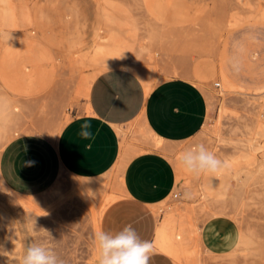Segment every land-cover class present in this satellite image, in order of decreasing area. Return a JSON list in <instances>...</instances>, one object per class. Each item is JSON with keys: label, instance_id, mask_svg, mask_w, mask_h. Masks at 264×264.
<instances>
[{"label": "rangeland", "instance_id": "rangeland-1", "mask_svg": "<svg viewBox=\"0 0 264 264\" xmlns=\"http://www.w3.org/2000/svg\"><path fill=\"white\" fill-rule=\"evenodd\" d=\"M16 1L29 15V31L9 38L0 33V97L20 101L13 136L33 132L56 137L73 114L89 107L94 111L101 100L106 108L131 114L143 105L142 79L148 73L155 84L184 76L207 96L209 113L201 131L185 141H156L136 117L125 130L124 159L160 151L179 173V154L204 144L225 166L215 174H177L176 188L158 207L129 199L121 186L120 164L91 179L97 182L91 194L76 189L81 179L66 171L38 195L0 190V264H20L32 242L53 249L63 264H97L95 233H115L126 225L153 243L149 264H214L218 257L202 247L199 229L212 207L224 209L222 215L233 216L244 228L241 232L254 239L240 247V261L234 264H264V135L254 133L264 113V0ZM7 48L14 51V61L31 69L37 65L42 82L31 88L15 83L13 68L2 66ZM116 53L130 68L111 65ZM222 73L234 88L224 87ZM4 144L0 140V151ZM248 172L253 177L241 186ZM208 188L223 193L221 200L206 195ZM19 199L32 204L22 228L8 210ZM236 200L244 206L235 205ZM165 217L185 254L172 257L155 244L154 226Z\"/></svg>", "mask_w": 264, "mask_h": 264}, {"label": "crops", "instance_id": "crops-1", "mask_svg": "<svg viewBox=\"0 0 264 264\" xmlns=\"http://www.w3.org/2000/svg\"><path fill=\"white\" fill-rule=\"evenodd\" d=\"M144 94L140 110L131 114L119 112L116 107L106 108L101 100L94 111L89 107L88 112L73 114L56 137L33 132L14 135L0 151L3 185L19 196L29 197L51 188L61 171L85 179L108 173L126 160L123 138L128 121L136 117L146 130L168 142L188 140L204 126L209 113L208 100L192 78H166L150 91L144 84ZM85 120L92 125L94 140L79 136ZM88 143L92 144L91 150L85 148ZM126 161L121 186L129 199L142 205L161 206L177 186V173L170 159L160 151H147ZM154 234L155 244L173 257L165 249L176 245L169 218L155 224ZM240 241L241 229L228 215L217 213L200 226L202 247L218 257L214 264L239 262L238 249L244 246ZM253 242L252 238L248 244Z\"/></svg>", "mask_w": 264, "mask_h": 264}, {"label": "bare ground", "instance_id": "bare-ground-1", "mask_svg": "<svg viewBox=\"0 0 264 264\" xmlns=\"http://www.w3.org/2000/svg\"><path fill=\"white\" fill-rule=\"evenodd\" d=\"M151 9V8H150ZM31 12V11H30ZM232 21V20H231ZM29 25H30V21H29V15L28 13L24 10V8L22 6H20L18 4V2L16 0H0V33L2 34V36H4L3 38H9V37H16L18 34L22 33V32H26L29 31ZM157 46V45H156ZM14 48V47H13ZM8 49V48H7ZM5 49V54L3 56V65L5 69L9 68L8 66H11V68H13V81H19L20 84H25L27 87L30 86V88L35 84H39V82L42 80V76L40 75L41 73L37 72L35 69L37 65H33V69L29 68V64L27 65V63L25 62H21L18 63L16 61H14V51L12 50V48H9L8 50ZM17 49V48H16ZM113 52H117V50H112ZM4 53V52H3ZM19 55V54H18ZM42 55V54H41ZM51 56V55H50ZM115 56H117L114 60V62L111 64L112 66L115 67H125V68H130L129 66H127L126 64H123L120 60V57L117 55V53L115 54ZM44 57V55L42 56ZM41 58V56H40ZM46 59V57H44ZM25 60V59H24ZM36 60V59H35ZM42 60V58H41ZM34 61V60H33ZM38 61V60H36ZM112 61V60H111ZM124 61V60H123ZM1 62V61H0ZM134 62V61H133ZM30 63V62H28ZM32 63V62H31ZM30 63V64H31ZM34 63V62H33ZM36 63V62H35ZM136 63V62H135ZM39 67V66H38ZM140 67V66H138ZM141 68V67H140ZM139 68V70H140ZM2 69V68H1ZM0 69V70H1ZM142 69V68H141ZM11 70V69H10ZM11 70V71H12ZM38 70V69H37ZM43 70V69H42ZM41 70V71H42ZM57 70V69H56ZM55 70V71H56ZM39 71V70H38ZM8 72V71H7ZM142 72V70L140 71V73ZM2 73V72H1ZM43 73V72H42ZM143 73V72H142ZM5 75V74H3ZM44 76V75H43ZM142 76V75H141ZM9 77V76H8ZM7 77V78H8ZM223 78V79H222ZM142 79V78H141ZM221 79L223 82L224 87H227V89H232L234 88V85L231 84L226 77L222 74ZM144 81L145 87L147 89V91H150V89L152 88V86L155 84L153 82L154 79V75L151 73H148L144 79H142ZM7 82V81H6ZM42 82V81H41ZM40 82V83H41ZM16 83V82H15ZM44 83V81H43ZM18 87V85H17ZM16 89V88H15ZM228 89V90H229ZM224 90V88H223ZM235 90V89H234ZM28 91V90H27ZM30 92V91H29ZM210 92V91H209ZM234 92V91H233ZM18 93V92H17ZM40 93V92H39ZM237 93V92H236ZM242 93V92H241ZM6 94V93H5ZM9 94V93H8ZM262 95V99L264 100V90L261 91ZM2 95V94H1ZM34 95V94H33ZM259 96V94H258ZM255 97V96H254ZM19 99L15 98V97H11L6 95H3L0 97V140L4 143H6L12 135V130L15 131V128L17 125H19V120H18V115L17 112L20 109V105H19ZM263 105V104H262ZM262 116H260L257 119L256 125H255V130L254 133L257 136H263L264 135V113H260ZM21 122V121H20ZM23 123V122H21ZM20 123V124H21ZM22 125V124H21ZM22 127V126H20ZM146 130V129H145ZM147 131L154 137L156 138V141L158 140H163L162 138L158 137L156 134H154L151 130L147 129ZM18 132V131H16ZM146 132V131H145ZM147 133V132H146ZM14 134V133H13ZM136 134V133H135ZM150 135V136H151ZM13 137V135H12ZM145 137V136H144ZM138 138V137H136ZM143 138V137H142ZM135 139V138H134ZM139 139V138H138ZM142 140V139H141ZM139 139V141H141ZM147 140V139H146ZM124 141V138H123ZM150 141V140H149ZM154 141V140H153ZM143 142V141H142ZM145 143V142H144ZM208 143V142H207ZM127 147V146H126ZM159 147V146H157ZM135 148V147H133ZM132 149V148H131ZM133 151V150H132ZM140 151V150H139ZM137 152V151H136ZM127 161L126 160H122L120 161L118 164H120V168L121 171H124V168L126 166ZM177 165V164H176ZM118 166V165H117ZM179 167V166H177ZM181 167V171H179L180 174L178 176H181L183 174L186 173V171L184 170V168L182 166ZM118 168V167H117ZM177 169V168H176ZM120 172V169L118 170ZM242 171V170H241ZM251 171V170H250ZM178 172V171H177ZM181 172V173H180ZM118 174V172H117ZM121 174V173H120ZM248 176H245V178H241L240 179V185L243 186L247 183V180H249L251 177H253L252 175L249 176V172L247 173ZM122 175V174H121ZM238 176V175H237ZM119 177V176H118ZM182 177V176H181ZM250 177V178H248ZM122 178V177H121ZM120 178V181H121ZM179 179V177H177ZM238 178V177H237ZM81 180L77 183L75 182V184L77 183V188L81 191H83L84 193L86 192H94V190H96V183L94 181H92L91 179H85V178H80ZM254 179V178H253ZM264 180V179H263ZM98 181V180H97ZM119 181V182H120ZM118 182V183H119ZM123 182V178L121 181V184ZM255 182V181H254ZM253 182V183H254ZM257 182V181H256ZM74 184V182L72 183ZM74 184V185H75ZM250 186L251 183H250ZM255 187V186H254ZM242 189V188H241ZM255 189V188H253ZM0 190H7L9 192H12L11 190H9L6 186H4L3 184L0 185ZM216 189L213 188H208V191H206L207 193H205L206 195H214L215 199L214 201H220L221 197L223 196V193L221 192H217L215 191ZM239 190V189H237ZM97 191V190H96ZM95 191V193H96ZM13 193V192H12ZM85 193V194H86ZM15 194V193H14ZM91 194V193H90ZM227 196V195H226ZM201 198V197H200ZM205 195L202 196L203 201L205 200ZM239 198V197H238ZM212 199V198H211ZM243 199V198H242ZM245 200V198H244ZM241 201V200H240ZM200 202V201H199ZM238 200L235 201V205H238L240 207L244 206L245 203L239 202L237 203ZM232 204V205H234ZM219 205V204H218ZM217 205V207H218ZM234 205V206H235ZM203 206L208 207V205L206 203L203 204ZM221 206V205H220ZM233 206V207H234ZM32 204L30 202L24 201V200H14L13 202H11V204L8 206V210L12 213L13 217L15 218L16 222L22 227H25L28 225V220H27V215L30 214V210H31ZM228 207V206H227ZM213 208V207H212ZM210 210V217L217 214V213H224V209H212ZM244 208V207H243ZM242 208V209H243ZM210 209V208H209ZM231 209V207H230ZM199 210V209H198ZM228 210V209H227ZM241 210V208H240ZM27 214H26V213ZM227 212V211H226ZM232 212V211H231ZM241 212V211H240ZM228 213V212H227ZM37 215V214H36ZM32 216V215H31ZM202 216V215H201ZM207 216V215H206ZM206 216L205 219H206ZM209 217V218H210ZM233 217V216H231ZM202 221V220H201ZM205 222V220H203ZM197 228V227H196ZM200 229V228H199ZM242 229V228H241ZM244 229V228H243ZM242 229V231H243ZM189 230V229H188ZM187 230V231H188ZM198 230V229H197ZM195 231V230H194ZM193 232V230H192ZM196 231V235H197ZM190 233V231H189ZM247 233V232H246ZM244 232H241V241L240 243L243 245H246L248 243L251 242L252 240V235H248ZM191 235V234H189ZM195 235V236H196ZM198 236V235H197ZM196 236V237H197ZM193 237V236H192ZM189 238H187L188 240ZM196 239V238H195ZM198 239V238H197ZM175 240V239H174ZM198 241V240H197ZM184 242V241H183ZM199 244V242H197ZM182 244V243H181ZM241 244L239 246H241ZM184 246V245H183ZM185 247V246H184ZM246 248V247H244ZM165 249L167 251H169L174 257L180 256L181 254H185V250L182 247H179V245H173V246H166ZM205 249V248H204ZM241 249V248H240ZM239 250V249H238ZM245 250V249H244ZM247 250V249H246ZM239 254V253H237ZM250 255V254H249ZM208 264V263H207Z\"/></svg>", "mask_w": 264, "mask_h": 264}, {"label": "clouds", "instance_id": "clouds-1", "mask_svg": "<svg viewBox=\"0 0 264 264\" xmlns=\"http://www.w3.org/2000/svg\"><path fill=\"white\" fill-rule=\"evenodd\" d=\"M92 125L85 120L80 125L79 136L84 140H94ZM85 148L91 150L92 144ZM178 163L185 171L192 174L219 172L225 165L204 144H197L183 151L177 157ZM3 180H0V185ZM94 240L98 250L97 264H149L153 254V243L139 237L131 225L112 233L98 231ZM20 264H63L55 251L42 243L32 242L24 250Z\"/></svg>", "mask_w": 264, "mask_h": 264}, {"label": "built area", "instance_id": "built-area-1", "mask_svg": "<svg viewBox=\"0 0 264 264\" xmlns=\"http://www.w3.org/2000/svg\"><path fill=\"white\" fill-rule=\"evenodd\" d=\"M216 85L218 86V85H219V83H216ZM174 196H178V193H174Z\"/></svg>", "mask_w": 264, "mask_h": 264}]
</instances>
